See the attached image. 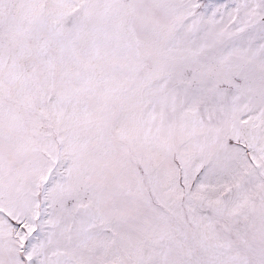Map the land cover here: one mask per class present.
<instances>
[{
  "label": "snow or ice",
  "instance_id": "6c2138e0",
  "mask_svg": "<svg viewBox=\"0 0 264 264\" xmlns=\"http://www.w3.org/2000/svg\"><path fill=\"white\" fill-rule=\"evenodd\" d=\"M0 264H264V0H0Z\"/></svg>",
  "mask_w": 264,
  "mask_h": 264
}]
</instances>
